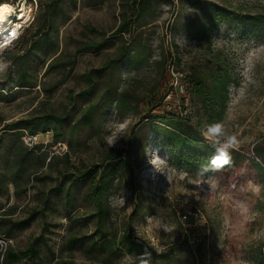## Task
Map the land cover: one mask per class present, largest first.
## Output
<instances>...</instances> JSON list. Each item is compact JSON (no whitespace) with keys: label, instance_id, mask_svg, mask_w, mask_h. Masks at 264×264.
Instances as JSON below:
<instances>
[{"label":"rangeland","instance_id":"rangeland-1","mask_svg":"<svg viewBox=\"0 0 264 264\" xmlns=\"http://www.w3.org/2000/svg\"><path fill=\"white\" fill-rule=\"evenodd\" d=\"M4 1L19 9L24 0ZM50 1L25 0V10L30 16L31 9L38 12ZM133 1L59 0L56 42L63 60H75L72 71L45 70L51 54L44 47L24 59L35 74L32 90L13 88L15 65L9 77L7 71L0 75V134L20 118L54 113L76 119L90 101L100 107L94 129L71 139L70 146L50 133L36 135L40 151L54 157L37 180L16 176L18 187L9 183L3 158L7 140L2 143L0 170L6 172L8 191L1 210L13 220L33 209L43 214L0 240L1 248L26 249L43 236L47 245L38 244L39 257L24 264L59 259L141 264L139 249L151 254L149 264H264V24L246 22L247 16L264 14V0H144L142 8ZM123 20L128 31L116 34ZM123 41L131 44L133 61L116 57ZM92 42L102 43L75 53ZM216 55L232 81L223 115L209 121L200 99L191 97L189 75L207 73L206 64ZM113 58L120 107L115 99H104L106 74L96 72ZM88 74L99 82L90 99L81 95L90 85ZM216 122L238 141L225 170L211 164L214 138L206 130ZM174 134L191 143L185 159L176 151ZM112 150H122V156L110 167L114 179L103 196L105 226L110 236L129 234L135 244L113 256L89 245L99 236L92 216L96 203L88 194L97 179L70 185L66 178L94 166L99 170Z\"/></svg>","mask_w":264,"mask_h":264},{"label":"trees","instance_id":"trees-1","mask_svg":"<svg viewBox=\"0 0 264 264\" xmlns=\"http://www.w3.org/2000/svg\"><path fill=\"white\" fill-rule=\"evenodd\" d=\"M135 8H142L145 5L144 0H134ZM59 0H51L45 8L40 9L38 12L35 11L34 17L31 22L21 29L18 37L10 44L3 47L1 52V58L8 60L9 68L7 69L6 77L10 76L12 71V66H16V75L14 87H18L20 90L27 89L32 90L35 84V74L29 72L28 66L24 59L30 57L34 53H37L42 48H47L46 53H50L51 56L44 63L45 70L50 68H62L66 69L67 73L72 71L75 60L74 59H64L62 54L58 51V44L56 42L57 31L54 29V19L56 18V13L58 10ZM246 22L250 25L260 26L264 24V14H254L247 16ZM128 31V21L123 20L115 30L116 34H125ZM259 28H255L254 32H258ZM102 42H92L84 43L80 48L75 50V53L88 48H96L101 45ZM131 49V44L128 41H123L119 54L116 57L124 58L129 61H133L135 58L134 54H129ZM220 56H212L206 64L208 68L207 73L202 72L201 75L197 76L189 75V89L191 97H198L199 108L202 111V115L207 117L209 121H214L223 115L226 106V89L228 84L232 81L231 76L228 74L225 67L221 66L217 61H219ZM117 58L109 59L106 61L104 66H101L96 70L97 76L101 73H105L104 80L101 84L103 90L106 92L105 100L115 99L116 105L120 107L123 102L120 94L117 92V84L119 80L117 73L113 70L114 63ZM100 73V74H99ZM88 80H90V85L82 90L81 95L86 99H90L92 94L95 93L96 88L99 86V82L94 76L88 74ZM100 107L95 101H90L86 106L82 107L80 110V116L76 119H71L69 116H64L60 114L48 113L42 116H31V118H20L15 121L8 122L4 125L5 134H0V153L3 147L2 143L6 142L4 145L6 152L3 155L5 160V165L8 167V173L11 175L9 183L13 187H18L16 182V176L26 175L32 180H37L40 178V170L44 166H49L51 160L54 156H47V153L41 152V145L33 142L29 146L22 145L21 140L24 141L25 135H46L50 133V136H54V141L60 139L67 140L69 146L71 144V139L79 140L80 137L86 130L94 129L95 122L97 119V113ZM181 119L185 117L179 116ZM179 118V119H180ZM10 133V134H8ZM13 133V134H11ZM175 135V134H174ZM9 136V137H8ZM12 137L16 138L12 141ZM174 137V142L176 145V151L179 153V157L185 159L187 156L186 148L191 145V143H186L177 134ZM209 147V144H207ZM197 150H199L197 148ZM68 151L64 152V155H68ZM122 150H112L107 154L104 163L100 165L99 170L97 166L91 169L79 172L77 174H69L66 176L67 181L70 185L81 184L84 180L89 178H96V183L93 184L89 191L90 198L95 201V209L92 212V216L95 218V231L99 235L97 240H94L89 245L96 252L100 251L102 248L107 254L113 256L117 251L121 249H133L134 242L128 241L129 234L123 235L121 238L116 235L110 236L109 231L106 229L105 217L107 215V204L103 200V196L106 192L108 185L113 181L114 174L110 171V167L114 166V163L118 159H121ZM208 162V160H205ZM109 163V167L106 168V164ZM210 163V162H209ZM217 167V166H216ZM225 166L222 169L228 168ZM220 169V168H217ZM232 171V170H231ZM66 181V180H65ZM64 181V182H65ZM94 183V181H92ZM57 190L60 193L63 192V186H57ZM8 191V183L6 182V172L5 170H0V240L9 236L12 231L18 230L22 227L27 226L30 221L35 219L37 216L42 215L43 211L39 209H33L28 213V216L22 219L13 220L9 217L2 209V198ZM65 195H69L67 191ZM76 239V238H75ZM74 238L71 237V241ZM81 241L83 238L80 239ZM34 242L26 249L15 250L9 245H6L4 250H2V245L0 244V264H24L23 261L29 259H36L41 253V247L38 246L40 242H47L43 240V236H38ZM139 255H141V250L139 249ZM105 259V258H103ZM102 260V259H101ZM51 264H77L72 260H55ZM104 264V262H101Z\"/></svg>","mask_w":264,"mask_h":264},{"label":"clouds","instance_id":"clouds-1","mask_svg":"<svg viewBox=\"0 0 264 264\" xmlns=\"http://www.w3.org/2000/svg\"><path fill=\"white\" fill-rule=\"evenodd\" d=\"M9 68V63L3 58H0V75L6 73ZM206 136L214 138L215 154L211 159V164L218 168L229 166L232 163L231 150L238 146L237 137L229 134L225 129L223 123L216 122L207 126ZM141 264H149L150 253L141 254ZM126 257L125 259H129Z\"/></svg>","mask_w":264,"mask_h":264},{"label":"bare ground","instance_id":"bare-ground-1","mask_svg":"<svg viewBox=\"0 0 264 264\" xmlns=\"http://www.w3.org/2000/svg\"><path fill=\"white\" fill-rule=\"evenodd\" d=\"M25 0L19 9H15L9 2H0V42H8L11 35L19 33L23 25L31 17L25 10ZM19 14V16H18Z\"/></svg>","mask_w":264,"mask_h":264},{"label":"built area","instance_id":"built-area-1","mask_svg":"<svg viewBox=\"0 0 264 264\" xmlns=\"http://www.w3.org/2000/svg\"><path fill=\"white\" fill-rule=\"evenodd\" d=\"M19 8V7H18ZM15 9H17V8H15ZM31 9V8H30ZM34 15V13H33V10L31 9V17L28 19V21L27 22H31L32 21V19H33V16ZM18 16H19V14H18ZM31 20V21H30ZM22 29V28H21ZM21 32V31H20ZM20 32L18 33L17 32V34H15V35H11L10 36V40L8 41V42H5V40L4 41H1L0 42V49L1 48H3L4 46H6L7 44H9V43H11V42H13L17 37H18V35L20 34ZM179 91L180 92H183V88L182 87H179ZM36 135H25L24 136V140H26L27 142H34L35 140H36Z\"/></svg>","mask_w":264,"mask_h":264}]
</instances>
